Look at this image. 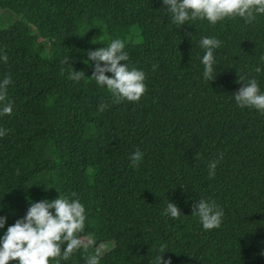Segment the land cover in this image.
<instances>
[{
  "label": "trees",
  "instance_id": "16d2710c",
  "mask_svg": "<svg viewBox=\"0 0 264 264\" xmlns=\"http://www.w3.org/2000/svg\"><path fill=\"white\" fill-rule=\"evenodd\" d=\"M5 17L0 82L11 77L13 111L0 116V238L31 203L61 195L85 208L87 251L59 264L97 253L99 264H155L161 245L171 264H264V114L233 97L240 76L264 93V14L178 26L163 0H0ZM205 37L221 42L212 82L203 78ZM115 39L124 63L145 73L138 102L117 104L89 79L88 52ZM72 70L85 76L70 80ZM201 199L223 210L219 228L206 231L192 215ZM168 202L178 219L163 215Z\"/></svg>",
  "mask_w": 264,
  "mask_h": 264
},
{
  "label": "clouds",
  "instance_id": "9594fccd",
  "mask_svg": "<svg viewBox=\"0 0 264 264\" xmlns=\"http://www.w3.org/2000/svg\"><path fill=\"white\" fill-rule=\"evenodd\" d=\"M163 5L171 13L172 23L178 26L197 19L206 20L214 26L225 19L237 17L242 18L246 24H251L258 15L264 14V0H163ZM200 46L205 50L201 60L204 66L203 78L212 82L216 78L213 75L214 49L220 47L221 42L216 38L205 37L201 39ZM124 49L125 43L115 39L105 47L88 52V60L95 62L94 72L89 79L102 88L106 87L117 104L124 101L138 102L147 91L145 73L129 68L124 63L129 60ZM0 59L7 62V54L0 55ZM68 61L69 57H66L62 63L69 65ZM261 62H264V57H261ZM156 67L154 65L153 70ZM255 72L259 74L261 68L256 67ZM106 73H111L112 77ZM84 76L83 71L72 70L68 78L78 82ZM245 79L240 76L237 81L243 87L233 94L236 104L240 108L256 109L264 114V93H261L257 80L252 78L244 83ZM11 83L10 76L0 82V104L3 105L0 107V116L12 114V103L7 100V89ZM103 107L101 104V110ZM6 132L7 130L0 129V137L6 135ZM142 157L143 153L137 149L129 158L130 166L138 167ZM217 163L218 161L209 162V178L215 177ZM71 195L75 197L76 194ZM163 215L178 219L181 211L175 203L168 202ZM192 215L198 217L203 229L208 231L220 227L224 213L215 201L201 199L193 204ZM85 219V208L78 199L60 195L52 201L31 203L25 217L9 226L0 238V264H59L61 259L68 260L81 248L87 251L80 238ZM5 223L6 217H0V229L4 228ZM65 244L66 248H63ZM165 247L166 245L160 246L161 255H157L155 264H171L170 259H163ZM85 260L86 264H99V255H88Z\"/></svg>",
  "mask_w": 264,
  "mask_h": 264
},
{
  "label": "rangeland",
  "instance_id": "374dc122",
  "mask_svg": "<svg viewBox=\"0 0 264 264\" xmlns=\"http://www.w3.org/2000/svg\"><path fill=\"white\" fill-rule=\"evenodd\" d=\"M7 20H8V17H5L3 19H0V23H3L4 21H7ZM128 31H129V29L126 28V27L122 29V32L125 33V34H127Z\"/></svg>",
  "mask_w": 264,
  "mask_h": 264
}]
</instances>
